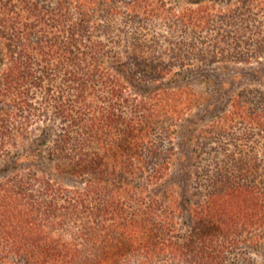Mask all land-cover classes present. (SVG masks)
Listing matches in <instances>:
<instances>
[{"label":"trees","instance_id":"trees-1","mask_svg":"<svg viewBox=\"0 0 264 264\" xmlns=\"http://www.w3.org/2000/svg\"><path fill=\"white\" fill-rule=\"evenodd\" d=\"M263 12L0 0V264H264V92H232L190 155L176 140L203 95L179 80L259 61Z\"/></svg>","mask_w":264,"mask_h":264},{"label":"rangeland","instance_id":"rangeland-1","mask_svg":"<svg viewBox=\"0 0 264 264\" xmlns=\"http://www.w3.org/2000/svg\"><path fill=\"white\" fill-rule=\"evenodd\" d=\"M227 1V0H226ZM252 26H256L251 33L254 38L264 36V12L259 13ZM194 36L187 32V37ZM252 50L246 47L237 49L230 48V53L226 58H222L211 66L196 69L188 75L185 80H179L181 85H187L190 89L203 93L198 107L190 113L189 117L182 120L177 127L176 140L181 144L179 154L185 157L190 155L194 143L190 147L189 137L195 129L205 127L212 119L223 116L229 105L230 94L232 92L243 91L244 88L254 90L259 89L264 92V52L261 53L259 61L253 59L249 62V54ZM197 93V92H196ZM232 95V94H231ZM211 104V107L209 105ZM189 150L186 151V150ZM185 151V152H184ZM193 154V153H192ZM178 187L184 185L180 180L175 181ZM180 186V188H181ZM183 190V188H181Z\"/></svg>","mask_w":264,"mask_h":264}]
</instances>
